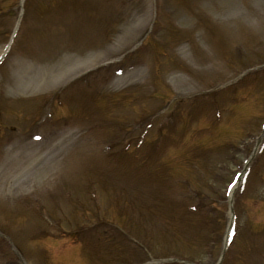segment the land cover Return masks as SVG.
I'll list each match as a JSON object with an SVG mask.
<instances>
[{
    "label": "rangeland",
    "instance_id": "1",
    "mask_svg": "<svg viewBox=\"0 0 264 264\" xmlns=\"http://www.w3.org/2000/svg\"><path fill=\"white\" fill-rule=\"evenodd\" d=\"M17 23L0 66V232L21 252L27 248L29 264H141L167 256L217 264L229 219L226 185L264 123V73L224 88L264 63V0H0V55ZM150 30L155 42L146 38ZM142 40L150 45L135 54ZM120 62L112 72L125 79L111 72L110 80L105 67ZM82 75L100 103L88 123L78 118L84 103L61 91ZM110 105L116 108L107 111ZM73 119L95 127L81 135ZM118 128L127 134L118 136ZM126 136L129 144L144 142L142 160L100 148ZM263 145L246 191L237 193L239 221L224 264H264ZM154 146L163 148L156 159ZM190 149L197 156L188 164ZM187 185L213 194L226 223L200 226L187 209ZM101 223L86 232L84 250L78 238L62 240L64 251L54 241L61 231ZM117 223L140 235L143 251L118 234ZM0 240V264H21Z\"/></svg>",
    "mask_w": 264,
    "mask_h": 264
}]
</instances>
